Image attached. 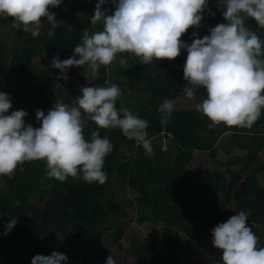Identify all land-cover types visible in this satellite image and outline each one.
<instances>
[{
	"label": "trees",
	"instance_id": "1",
	"mask_svg": "<svg viewBox=\"0 0 264 264\" xmlns=\"http://www.w3.org/2000/svg\"><path fill=\"white\" fill-rule=\"evenodd\" d=\"M59 6L50 7L58 26L51 32L48 26L43 27L36 37L17 28L12 17L0 16V27L5 29L0 34V91L11 95L15 109L27 110L26 123L38 127L36 109L47 113L55 101L71 103L81 94L82 86L97 84V80L116 83L122 90L117 106L131 109L148 122L147 138L153 154L146 155L143 146L128 139L119 128H100V135L109 137L113 144L105 157L104 184L88 183L80 177L69 176L64 181L50 178L44 160L25 161L13 176L3 175L0 233L5 221L14 217L17 223L7 235L0 234V264H31L35 254H51L55 243L43 241L50 229L61 240L72 238L75 242V247L65 252L68 264H104L109 255L117 253H124L127 259L115 258L116 264H189L196 243L212 240L211 229L238 210H250L248 223L258 236L257 246H264V111L251 128L221 122L210 129L209 118L195 107L206 95L203 88H197L192 104L176 107L167 123L161 124L158 105L165 98L175 101L185 94L182 66L186 49L175 58H159L147 64L133 53H121L111 65L101 66L93 81L86 79L80 66L69 69L67 81L58 79L60 70L50 66L52 57H70L85 31L91 34L102 28L101 22L90 23L96 0H75L60 10ZM102 7L114 11L111 3ZM209 8L215 15L206 11L199 28L190 26L181 39L190 43L192 32L202 37L210 27L226 22L216 0H209ZM246 23L257 27L254 19ZM258 34L262 38L264 31ZM126 80L133 82L145 98L136 100L125 86ZM58 89L64 91L62 97ZM94 127L92 122L85 124L87 139H91ZM161 134L169 139L167 150L153 148V141ZM169 150L174 153L171 161L165 159ZM198 154L205 158L203 164H196ZM208 161L219 162L222 168H214ZM192 165L198 168L195 175ZM115 180L123 183V189L136 192L134 218H116L110 201ZM48 198L53 201L50 213L37 221L32 214ZM132 222L160 229L141 233ZM93 244L100 246L98 252L82 253ZM197 264L206 263L199 260Z\"/></svg>",
	"mask_w": 264,
	"mask_h": 264
},
{
	"label": "clouds",
	"instance_id": "2",
	"mask_svg": "<svg viewBox=\"0 0 264 264\" xmlns=\"http://www.w3.org/2000/svg\"><path fill=\"white\" fill-rule=\"evenodd\" d=\"M63 0H0V16L12 17L17 28L36 37L43 27L54 31L59 24L50 10ZM111 3L114 11L103 8ZM226 22L210 27L200 37L192 32L189 43L181 39L190 26L199 28L209 8V0H96L90 23H102L91 34L85 31L73 54L50 60L59 69L58 79H69L73 66L84 69L88 81L97 77L101 66H109L117 55L130 52L147 64L159 58H175L187 50L183 64L185 95L191 99L197 88L206 95L196 110L205 115L214 128L221 122L227 126L251 128L264 111V0H216ZM254 19L257 27L246 21ZM77 55L79 58H77ZM121 63H124L121 58ZM81 95L71 103L55 101L47 110L36 109L38 127L26 123V109H12L11 95L0 91V175L15 174L25 161L44 160L46 175L60 181L69 176L88 183L104 184L105 157L113 149L109 137L100 135V128H119L128 139L142 145L146 155L153 149L147 138L148 122L127 107L117 106L122 90L116 83L92 84L80 88ZM9 109H12L9 112ZM173 99L159 105L161 124H166L175 111ZM92 122L91 139L84 134L85 124ZM15 203H19L16 201ZM250 210H238L226 221L211 229L212 243L222 249L220 259L211 264H264V246L258 247V236L248 223ZM17 219L4 222L2 235H7ZM66 253H37L31 264H68ZM104 264H116L109 255Z\"/></svg>",
	"mask_w": 264,
	"mask_h": 264
},
{
	"label": "rangeland",
	"instance_id": "3",
	"mask_svg": "<svg viewBox=\"0 0 264 264\" xmlns=\"http://www.w3.org/2000/svg\"><path fill=\"white\" fill-rule=\"evenodd\" d=\"M72 1L75 0H65L64 4L59 6V10L64 8V7H68ZM85 2H90L91 0H84ZM5 31V29H3L2 27H0V34H3V32ZM262 38L264 39V34L262 36ZM105 81H100L97 80L96 83L97 84H104ZM108 83H110L109 81H107ZM58 85H61L59 82L57 83ZM57 85V88H58ZM127 89L130 90L131 94L135 96L136 100L141 101L142 99L145 98V94L140 90L136 88V85L129 81L126 80V85ZM58 93L59 95L62 97L64 94V91L62 89H58ZM81 95V94H80ZM193 97L191 99L187 98L185 94H181L179 97H177V99H175V104L176 107L180 108V107H189L192 103ZM24 106V105H23ZM26 107V105L24 106ZM12 109H15V107L12 105ZM12 109H9V111H11ZM169 139L167 137L164 136V134H161V136L156 139V141H153V148H157L156 146H161L162 149L167 150L168 149V144ZM237 152H242V150H236ZM173 152L167 151V153L165 154V159L170 160L173 157H170V155H173ZM204 157L201 156L200 154H198V158L196 161V164H199L200 162L203 164L204 163ZM208 165L214 167V168H222L221 164L219 162H213V161H208ZM192 173L195 175L198 171V168H196V166L192 165V167L190 168ZM2 176L0 175V186L2 184ZM123 184V183H122ZM119 181H114L112 184V188H111V192H110V201L112 203V205L116 208L117 211V219L119 220H128L130 217L136 215V210L138 208L137 206V202H136V192L131 189L128 188L127 189H123V186ZM53 205V201L51 198H48L45 202L41 203V208L38 212H34L32 214V216L37 220H41L42 217H48V214L50 213L51 207ZM232 206V205H231ZM232 211V207H230V210ZM136 222V221H135ZM132 222V225L134 226V228H138L141 233H145L147 231H158L160 229V226L157 227H153L150 226L149 224L143 223L138 225V223ZM43 241L46 243L48 241L54 242L56 245V250L57 251H61V252H66L69 248H73L75 247V242L72 241V238H63L61 240V237L59 236V234L50 229L46 232V234L43 236ZM83 246V244H82ZM100 246L98 244H93L91 246H89L86 249H83L84 254L86 255H91L94 254L96 252H98ZM222 256L221 251H219L212 243V240H205V239H201L198 243H196L195 246V252L192 256L188 257V261L189 264H197L199 262V260H204L205 263H209L211 262L212 259H220ZM114 258L116 259H127V257L125 258L124 253H117L115 254ZM129 259V258H128Z\"/></svg>",
	"mask_w": 264,
	"mask_h": 264
}]
</instances>
